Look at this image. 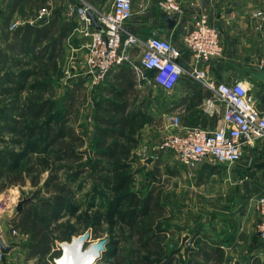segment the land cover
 I'll use <instances>...</instances> for the list:
<instances>
[{"label":"rangeland","instance_id":"1","mask_svg":"<svg viewBox=\"0 0 264 264\" xmlns=\"http://www.w3.org/2000/svg\"><path fill=\"white\" fill-rule=\"evenodd\" d=\"M179 1L183 7V1ZM259 9L255 11L264 13L262 9ZM3 64L5 69L7 68L11 71L13 69L19 73L20 71H28L34 66L32 63L27 65V67H18L14 66L11 61H5ZM48 66V69H42L46 73L33 75L25 80L26 85L25 90L21 93V102L26 101L25 98L27 97H32V100L38 104L50 101L44 115L38 120L32 119V116L29 115L25 126L30 129L36 126L41 127L43 123L48 122L50 117L65 111L68 112L67 110L69 109L68 116L71 119L67 125L74 126L79 134L84 133L86 142L88 141V145L84 148L94 157V150L89 146V143L95 138L92 133L93 129L101 125L95 119L96 109L101 100L105 98L113 99V96L107 92L109 86H103L104 84L102 83L99 89H96L91 81L89 84L78 86L74 83L62 86L61 82H65L63 64L56 62L51 66L48 63ZM44 82L49 83L44 86ZM1 83L8 87L11 85L10 82L6 83L5 80L3 82L1 80ZM38 84H41L42 87ZM124 87L126 88V86ZM120 88L123 87L121 86ZM136 89L137 95L132 102V108L134 116L137 115V119L132 127V134L130 133L134 136L120 139L122 143L120 150L126 152H122V155L116 158L111 166L108 167L114 168L115 165H123L124 167L119 172L113 171L112 175L111 173L108 174L113 179L111 187L103 183V180H100L104 177L106 171L100 172V175L97 174L101 177L98 179L97 175H95V168L89 167V165L90 171L84 172L76 180H73L70 177L71 171L58 169L59 163H53L52 165V157L45 152L26 153V139L28 138H25L24 141L19 134L7 131L5 126L1 128L0 137L2 141H0V149H7L17 155L24 153V155L19 156V161L17 160L19 169L21 165L26 168L34 163L38 164L41 160H46L50 165L43 172L42 181L38 186H33L30 181H27L26 185H9L8 177L10 172L17 170V167H15L16 169L14 167L11 168L10 164L0 179V203L8 199V202L4 203V208L0 214V224H2L1 222H12L10 223L11 226H9L11 227V233H9L10 230H7V239L11 244H17L24 248L26 242L30 243L32 240L31 234H26L20 227H16L18 226L19 217V212L16 209L18 201L30 197L32 200L25 202L24 209H31L34 215L37 213L45 215L54 209V204L44 208L42 207V201H46L52 198L55 193L61 192L67 197L70 207L68 210H64L58 220L52 222L49 231L53 240V248L51 253L41 261V264H50V261L57 264L58 262L54 260H59L63 256V249L59 246V243L70 242L74 236L87 231L91 232V237L86 240L84 249L89 248L98 240L107 239L105 250L99 251L100 255L93 264H132L141 259L151 262V264L156 262L158 264H188L189 259H193L195 261L194 264H217L219 262L220 264H231L229 263L231 260L226 259L223 261L222 255L219 256L220 259L217 258L212 263L205 260V253H208L209 250L208 245L205 244V239L208 238L206 231H208L209 226L206 228L205 223L195 222L193 218L195 215L198 219L207 217L208 208H211V210L227 208L229 213H234L232 212L233 208H239L240 211L246 209L247 201L239 200V189L241 186L232 190L230 178L223 175L216 173L212 176L208 175V173L199 174L196 172L194 174V171L186 167L183 170L179 163L175 162L176 156L168 150L158 148L160 151L157 154L156 152L150 153V148H148L147 144L157 143L159 147L166 135L173 131L170 119H167L162 114V109L153 100L155 97L166 98L167 95L157 89L156 85L151 82ZM15 97V94H0V101H2L0 105H3V107L12 106ZM154 104H156L155 108ZM140 111L142 112L141 116L137 114ZM99 113V115H106L102 109ZM17 118L20 117L18 116ZM0 125H5L4 121ZM15 139L22 140V143H14ZM130 144H135L131 152L128 150ZM150 156L153 157L151 162L153 167L149 170L152 174H147V172L135 173L134 180L130 185V191L138 192L143 197L142 202H144V197L153 189L154 195L160 196L159 201H154L158 206L156 205L155 210L150 214L140 215L135 222L136 225L124 223L123 218L128 212L129 203L124 200L121 202L122 206H116L117 201L115 199L118 191L113 188V185H116L122 178H126L125 176L131 172L130 170L141 169L143 163H147L145 159ZM131 158H137V162L140 164L137 165L135 162L130 168L125 166ZM50 168H53V172H51ZM51 173H53L54 179L51 180L48 186H45L44 181ZM232 181L234 182V179ZM99 193L103 194V197H100ZM111 202H115V206H112ZM143 204L141 203L138 206L139 209L143 208ZM159 219H163V222L167 221L169 225H167L168 232H161L163 230L157 224ZM190 219H192V222ZM232 224L234 223L225 224L227 232L230 229H234ZM257 225L256 230L258 229ZM140 226H145L148 233L141 240H139L137 233V227ZM13 227L18 229L17 233H13ZM199 230L200 237L197 238ZM253 231H255V228L252 229L251 233ZM155 233L158 235V239H155L154 244L152 243L150 248L147 249L143 246V242L148 236L156 235ZM258 238L257 231L256 239L261 242L260 238ZM27 253H30V251L27 250ZM263 255L264 251L260 252L261 260ZM32 260H26L23 256V258L18 260V264H37L35 260Z\"/></svg>","mask_w":264,"mask_h":264},{"label":"crops","instance_id":"2","mask_svg":"<svg viewBox=\"0 0 264 264\" xmlns=\"http://www.w3.org/2000/svg\"><path fill=\"white\" fill-rule=\"evenodd\" d=\"M132 1L134 13L126 23V27L143 38L153 34L170 37L182 48L179 62L186 68H192V56L183 44V37L192 28L193 14H207L210 21L221 29V41L224 48L223 54L207 65V80L216 84L236 80L245 81L260 107L264 109V81L256 77V73L260 70L259 62L264 58V27L261 30L255 29L258 20L253 16V12L259 8L264 11V0H182L184 13L174 15L176 23L173 27H170L169 22L164 18L160 6L162 0ZM112 2L113 0H1L0 76L5 75L6 71H11L4 68L3 62L11 61L14 66H18L14 64L12 57L22 59L24 62L30 61V64H35L39 59L40 56H34L30 49H24L21 46L26 42L27 28L33 26L36 28L34 33L32 36L27 35L28 39H31L28 42L29 47L33 44V40L37 36L36 33L39 31L45 29L44 33H52L53 38L50 36L43 38V41L37 44L35 52L44 49L45 51L41 55L44 61L55 58V63L63 64L65 82H61L62 86L73 83L77 86L89 84L90 80L83 74V70L87 56L86 44L91 37L79 30L83 25L77 13L78 8L93 6L108 11L111 9ZM97 26V23H94L92 28ZM36 30L38 31L36 32ZM52 54L55 56L51 57ZM130 54L132 60L116 67L103 86L115 88L123 85L125 80L121 78V70H124L133 75L134 78L131 80L135 83L136 91V88L151 82L156 85L157 89L166 93V98L155 97L153 100L162 109V114L167 119L171 114H179L182 128L192 126L217 128L220 126L221 115H210L205 110L204 99L214 95V92L206 84L185 75L173 90L166 91L160 85L155 84L152 81V76L147 72H145V78H140L138 75L139 68L137 67L140 65L141 59L139 49H132ZM23 67H27V65H23ZM12 72L15 70L12 69ZM99 86L94 85L93 87L99 89ZM107 92L110 93L109 90ZM131 101L133 102L134 99ZM132 105L128 108V112L134 111ZM155 107L156 104H154ZM137 114L141 116L142 112H137ZM86 145H88V141ZM147 145L150 148V153L156 152L157 154L160 151L157 143ZM84 147L83 149H85ZM136 164H140L137 159ZM179 165L185 170L181 164ZM152 167L151 164L143 163L145 170L149 171ZM190 170L194 171V174L195 172L208 173V175L214 176L217 173L230 178L231 189L235 190L236 187L241 186L240 193L238 192L239 200L248 203L246 209H242L245 211L232 207V212H239L235 214L229 213L227 208L222 210L208 208L207 217L198 219L195 215L193 218L195 222L205 223L206 228L209 226L206 231L208 238L205 239V244L209 247L208 253L221 252L222 260H231L229 262L231 264H249L257 259L261 260L259 255L264 251V246L256 239L258 223L256 201L257 197L264 193V138L255 139L247 144L242 159L234 163L233 166L205 163ZM190 221L192 222V219ZM230 222L235 224H232L234 229L227 232L225 224ZM1 223L3 225L1 224L0 233L3 232L8 244L16 246L9 254H5V264H18V260L23 256L26 260L33 259L36 262V259L30 258L27 253V250L30 251L27 246L29 242H26V246L22 248L17 244H11L7 239V230H10L9 233H11L9 226L12 222ZM16 227L18 228V226ZM253 228L255 231L251 233ZM199 233L200 230L197 238L200 237ZM260 248L263 250L260 251ZM262 258L261 261L264 263V255ZM54 261L57 262V259ZM213 261L209 260L211 263ZM50 264H54L53 261H50Z\"/></svg>","mask_w":264,"mask_h":264},{"label":"built area","instance_id":"3","mask_svg":"<svg viewBox=\"0 0 264 264\" xmlns=\"http://www.w3.org/2000/svg\"><path fill=\"white\" fill-rule=\"evenodd\" d=\"M160 6L172 15L184 13L179 0H162ZM89 10L96 19L98 26L95 28H92L95 21L88 14ZM77 13L83 25L79 30L91 37L86 44L83 74L92 84L104 83L116 67L132 60L130 52L138 48L140 78H145L146 70H153L152 81L171 91L184 75H189L214 92L204 99V107L210 115H221L217 128H182L179 114L168 116L173 131L166 135L159 148L172 152L183 167L195 169L205 163L233 165L242 159L247 144L264 138V112L248 84L243 80L217 84L207 80V65L224 51L221 29L207 14H193L192 28L183 37V44L192 56V68H186L179 62L182 48L170 37L153 34L143 38L126 27L134 13L132 0H113L108 11L83 6ZM253 16L258 20L255 29L261 30L264 13L254 11ZM259 69L264 70V58L259 62ZM7 200L0 203V214ZM256 211L257 231L264 246V193L257 197ZM17 231L13 227V233ZM0 264H5V254L1 250Z\"/></svg>","mask_w":264,"mask_h":264},{"label":"trees","instance_id":"4","mask_svg":"<svg viewBox=\"0 0 264 264\" xmlns=\"http://www.w3.org/2000/svg\"><path fill=\"white\" fill-rule=\"evenodd\" d=\"M35 29L36 28L33 26H29L27 28L26 42L22 43L21 45L24 49H30V52L34 56H40L39 59L36 60L34 66L28 71H20V73L6 71L5 75L0 76V94L7 93L15 94L16 96L12 106L10 105L9 107H3V105H0V124L2 121H4L5 124L0 125V130L1 128H4L3 126H5V129L7 131L19 134L22 140L25 141V138H28L26 139V153L45 152L47 155H50V157H52V165L53 163H59L58 169L70 170V177L73 178V180H76L84 172L90 171V166L96 169H94V171H96L95 175H100V172L106 171L107 175L105 174L104 177H102V179L100 180H103V183L111 187L113 179L108 174L111 173L112 175L113 171L119 172L124 167L123 165H115L114 168L108 167L111 166L116 158L122 155V152H126L120 150L122 144L120 139L134 136L131 134L133 131L132 127L134 126V122H136L137 119V115L134 116L133 111L128 112V108L132 105L131 99H135L137 95V91L134 89L135 83H133V81L131 80V78L133 79L134 77L131 73L121 70V78L125 80L124 84L120 85L119 87L107 89L113 96V99L105 98L101 100L97 105L98 107L96 109L97 111L95 119L101 125H98L97 128L93 129L92 133L95 138L92 139L91 143H89V146H91L94 150V157L90 155L89 151L83 149V147L86 145V138L84 133L79 134L74 126L67 125L68 121L71 119V117L69 118L68 116L69 109L67 110L68 112L65 111L66 113L62 112L58 113L59 115L50 117L48 122L43 123V126H36L33 129H30L25 126L28 116L31 115L32 119L35 120L40 119L44 115L46 108L50 104V101H44L43 103L38 104L32 100V97H27L25 98L26 101L21 102V93L25 90L26 85L25 80L33 75L46 73L42 71V69H48V63H50L51 66H53L55 63V58L46 59V61H44V58H41V55L45 51L44 49L42 51L40 49L35 52L36 48L38 47L37 44L42 42L43 38H47L48 36H50V38H53L52 33H44L45 29L39 31L38 33H36L37 36L33 40V44L30 47L28 46V42H30L31 39H28L27 35L32 36V33H34ZM37 31L38 30H36V32ZM19 50L24 51L22 49ZM36 53L39 54L36 55ZM53 55L54 54H52L51 57L55 56ZM12 61L19 67L30 64V61L24 62L22 59H14L13 57ZM146 72L149 75L153 76V70H146ZM1 80L2 82L3 80H5L6 83L10 82V87L4 86L1 83ZM48 83L49 82H44L43 84L44 86H46V84ZM38 85L41 86V84ZM121 86L123 88H120ZM124 86H126V88ZM1 102L2 101H0V104ZM259 108L262 112H264V109H262L260 105ZM101 109L103 112H105L106 115H99ZM18 116L20 118H17ZM22 140L15 139L14 143H22ZM0 141H2L1 137ZM133 146H135V144H130V146L128 147L129 152H131ZM22 155H24V153L17 155L11 153L7 149H0V179L2 178L10 164L11 168L17 167V170H13L10 172L8 177L9 185H26L27 181H30L33 186H38L42 181L43 172L48 169V166L50 167L49 163H47L46 160H41L38 162V164L34 163L33 165L26 168L22 167L21 165V168L19 169L18 159L19 156ZM136 159L137 158H131L130 161H127L125 166L130 168L131 165L136 162ZM141 167V169L139 168L130 170L131 172H129V174L125 176L126 178H122L117 182L116 185H113V188L118 191L115 199L117 201L116 206H122L123 204L121 202H123L124 200H127V203H129V209L128 212H126V214L124 215L123 222L131 225L135 224L137 218L140 215H147L153 212L155 210V206H158V204H155L156 202L154 201L160 200V196L154 195L153 189H151L152 191L150 190V192L147 193V196L144 197V202H142L143 197L138 192L130 191V185L134 180V176L136 175L135 173L147 172V174H152V172L145 170L143 166ZM50 170L51 172H53V168H50ZM98 175L97 178H101ZM52 179H54L53 173H51L50 176L44 181V185L48 186ZM98 195L100 197H103V194L101 193H99ZM141 203H144V206L142 205L143 208L139 209L138 206ZM51 204H54V209L46 213L45 215H40V213L34 215L31 209H24L23 211H20L18 213L19 217L17 225L24 233L31 234L32 240L27 245L30 249L29 257L36 259L37 264H41V261L46 258L47 255L52 251L53 240L51 238V232L49 231L52 222L58 220L63 214L64 210H68L70 207L69 202L67 201V197H65L64 193L61 192L58 194L55 193L52 198L46 201H42V207L44 208L49 207ZM114 204L115 202L112 203V206H115ZM157 224L163 230L161 232L165 233L167 231V221L163 222V219H159ZM137 233L139 240L144 238L145 234H148L145 226L137 227ZM155 239H158L157 234L148 236L143 242V246L149 249L150 245H152ZM197 254L199 255V253ZM205 254L206 261H215L217 258L220 259L219 256L222 255L221 252L217 251L216 254ZM194 263L195 261H193V259L188 260V264ZM132 264H151V262L141 259L133 262ZM155 264H158V262H156ZM217 264H220V262ZM250 264L264 263L261 260L257 259V261L251 262Z\"/></svg>","mask_w":264,"mask_h":264},{"label":"water","instance_id":"5","mask_svg":"<svg viewBox=\"0 0 264 264\" xmlns=\"http://www.w3.org/2000/svg\"><path fill=\"white\" fill-rule=\"evenodd\" d=\"M161 10L164 13V18L169 22V26L173 27L175 25V23H176L175 16L170 14V13H168V12H166L162 8H161ZM88 14L91 17H93V19L95 21V24H96V19H95L94 15L92 14V12L88 11ZM256 77L264 81V70H259L256 73ZM152 160H153V157L150 156L147 159H145V162H147L148 164H151ZM31 200L32 199L30 197L24 198L22 200H19L18 203H17V206H16L17 211L18 212L23 211L25 202L31 201ZM90 237H91V232L87 231V232H85L83 234H80L78 236H74L70 242L64 241V242L59 243V246L63 250H64V247H66V246L68 247L71 243L78 244V245L83 247L85 242H86V240L89 239ZM106 243H107V239H101V240H98L97 243H95V244L98 247V249L102 252L103 250H105V244ZM15 248H16V246L10 245V244H8L6 242L3 232H1L0 233V250H1V252H3L4 254H9ZM98 257H99V255H98Z\"/></svg>","mask_w":264,"mask_h":264},{"label":"bare ground","instance_id":"6","mask_svg":"<svg viewBox=\"0 0 264 264\" xmlns=\"http://www.w3.org/2000/svg\"><path fill=\"white\" fill-rule=\"evenodd\" d=\"M95 243L97 242L87 249H84V246L71 243L68 247H64L63 256L57 262L60 264H93L100 255V250Z\"/></svg>","mask_w":264,"mask_h":264}]
</instances>
